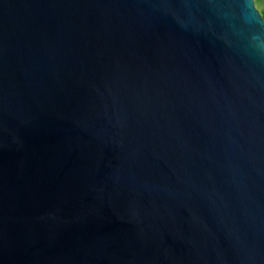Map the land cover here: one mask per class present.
I'll return each instance as SVG.
<instances>
[{"label":"water","instance_id":"1","mask_svg":"<svg viewBox=\"0 0 264 264\" xmlns=\"http://www.w3.org/2000/svg\"><path fill=\"white\" fill-rule=\"evenodd\" d=\"M251 2L0 0V264H264Z\"/></svg>","mask_w":264,"mask_h":264},{"label":"clouds","instance_id":"2","mask_svg":"<svg viewBox=\"0 0 264 264\" xmlns=\"http://www.w3.org/2000/svg\"><path fill=\"white\" fill-rule=\"evenodd\" d=\"M246 7H247V11L250 13L251 19L255 21L258 28H261L260 27L261 22H260L259 18L257 17L255 10L253 9L251 0H246Z\"/></svg>","mask_w":264,"mask_h":264},{"label":"rangeland","instance_id":"3","mask_svg":"<svg viewBox=\"0 0 264 264\" xmlns=\"http://www.w3.org/2000/svg\"><path fill=\"white\" fill-rule=\"evenodd\" d=\"M255 7L261 13L264 12V0H255Z\"/></svg>","mask_w":264,"mask_h":264},{"label":"flooded vegetation","instance_id":"4","mask_svg":"<svg viewBox=\"0 0 264 264\" xmlns=\"http://www.w3.org/2000/svg\"><path fill=\"white\" fill-rule=\"evenodd\" d=\"M254 2H255V0H253ZM254 5H255V3H254ZM260 13V12H259ZM260 15H261V17L264 15V12H261L260 13ZM263 20H264V18H262Z\"/></svg>","mask_w":264,"mask_h":264},{"label":"trees","instance_id":"5","mask_svg":"<svg viewBox=\"0 0 264 264\" xmlns=\"http://www.w3.org/2000/svg\"><path fill=\"white\" fill-rule=\"evenodd\" d=\"M262 18H264V15L262 16Z\"/></svg>","mask_w":264,"mask_h":264}]
</instances>
